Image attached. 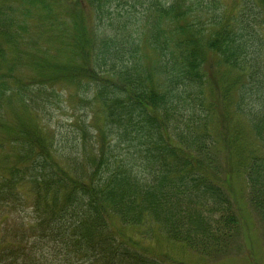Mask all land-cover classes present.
Wrapping results in <instances>:
<instances>
[{
    "label": "trees",
    "instance_id": "16d2710c",
    "mask_svg": "<svg viewBox=\"0 0 264 264\" xmlns=\"http://www.w3.org/2000/svg\"><path fill=\"white\" fill-rule=\"evenodd\" d=\"M18 1L0 8V264H166L139 245L159 235L236 255L232 161L264 245V0ZM67 99L84 113L63 124Z\"/></svg>",
    "mask_w": 264,
    "mask_h": 264
},
{
    "label": "rangeland",
    "instance_id": "374dc122",
    "mask_svg": "<svg viewBox=\"0 0 264 264\" xmlns=\"http://www.w3.org/2000/svg\"><path fill=\"white\" fill-rule=\"evenodd\" d=\"M18 0H0V8H4L6 5L12 6L15 8L17 6H24L18 3ZM134 0H115L113 2L114 11H118L115 9L128 8L129 5L133 4ZM66 3H54V6L61 7L67 5ZM225 7L228 12L233 11L234 1L233 0H223ZM73 6V5H72ZM21 7V8H22ZM78 13L80 16L77 18L83 22L89 24V16H87L79 5L77 6ZM126 10V9H124ZM37 14V13H36ZM38 15V14H37ZM19 21L22 20L21 17L18 18ZM31 21V22H30ZM26 22L27 32L24 35L25 40L30 39L29 37H34L38 34L45 35L43 33V29L45 24L44 17L39 16ZM62 35H60L61 39ZM45 38V37H44ZM37 39V38H34ZM33 39V40H34ZM59 39L53 38L50 42H43L41 40H34L37 44V47L45 54V58L53 62H61L67 64L70 62L68 46H59L57 45ZM30 68L27 65H22L19 74L23 76V78H29L32 76V72L29 70ZM56 89L62 91V93L66 92L70 95L74 94L76 90V86L69 82L59 81L54 84ZM68 103L69 107H71V111L65 112L64 110H56L55 115L63 124H67L65 120H67L68 115L74 114L75 116H81L84 111L80 108L79 105L76 104L74 100H64V107ZM97 107H92L87 111V114H91V117L94 116L97 119L96 128L101 125V117L97 112ZM28 116V115H27ZM27 118V117H26ZM237 124L241 125V120L239 119ZM241 170L238 168V163L236 161H232V165L229 167V177L227 179V189L229 191L230 197L233 201L234 207L236 209L240 225H241V243L243 245V249L240 253L236 255H230L226 258H223L220 261H209L208 259L195 254L194 252L186 249L182 245L178 243H173L166 240L163 236L159 235L157 238L152 240L153 243L149 242H141L139 245L143 247H147L151 251V256L155 259L160 260L166 264H264V245L261 240V236L258 230L257 222L254 219L253 214L251 213L247 202L244 199V187L242 181ZM128 234H135V229H126ZM0 236L5 237L0 233Z\"/></svg>",
    "mask_w": 264,
    "mask_h": 264
}]
</instances>
